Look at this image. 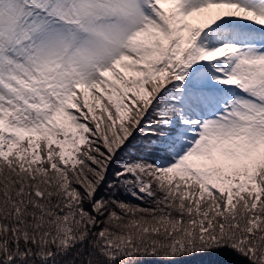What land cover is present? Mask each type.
Listing matches in <instances>:
<instances>
[{
    "label": "snow or ice",
    "instance_id": "1",
    "mask_svg": "<svg viewBox=\"0 0 264 264\" xmlns=\"http://www.w3.org/2000/svg\"><path fill=\"white\" fill-rule=\"evenodd\" d=\"M208 254L264 264V0H0V264Z\"/></svg>",
    "mask_w": 264,
    "mask_h": 264
},
{
    "label": "trees",
    "instance_id": "2",
    "mask_svg": "<svg viewBox=\"0 0 264 264\" xmlns=\"http://www.w3.org/2000/svg\"><path fill=\"white\" fill-rule=\"evenodd\" d=\"M129 150L130 149H125V152H128ZM123 156L124 152L120 153V156L117 159V163L119 162V159ZM115 167L116 164H113V169H115ZM228 258L229 257H226L222 254L195 255L190 258H184L181 264H214V262L216 261Z\"/></svg>",
    "mask_w": 264,
    "mask_h": 264
}]
</instances>
